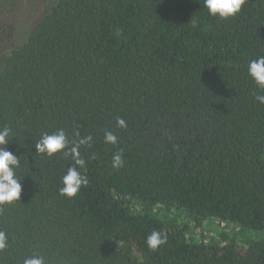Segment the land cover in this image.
<instances>
[{"label": "trees", "instance_id": "1", "mask_svg": "<svg viewBox=\"0 0 264 264\" xmlns=\"http://www.w3.org/2000/svg\"><path fill=\"white\" fill-rule=\"evenodd\" d=\"M261 56L264 0L228 20L203 0H57L0 64L22 184L0 206V264H264V93L247 72ZM58 129L93 137L72 199L59 191L70 158L36 155ZM208 220L238 231L207 239ZM153 230L167 234L155 252Z\"/></svg>", "mask_w": 264, "mask_h": 264}, {"label": "clouds", "instance_id": "2", "mask_svg": "<svg viewBox=\"0 0 264 264\" xmlns=\"http://www.w3.org/2000/svg\"><path fill=\"white\" fill-rule=\"evenodd\" d=\"M247 0H203V7L212 17L221 20H228L238 15ZM247 72L252 79L259 93H264V56L252 59ZM254 100L264 105V94L254 93ZM116 125L120 129L126 128V122L117 118ZM77 139H69L63 129H58L52 134L43 133L35 144L36 155H46L51 158L61 153L64 157L70 158L72 164L68 167L66 174L62 177L63 187L60 188V195L69 199L76 197L82 187L89 183L86 175L80 170H86V160L82 158L81 147L91 148L93 137L91 135L80 137L75 133ZM13 139L12 130L5 125L0 128V206L12 205L18 202L22 193L21 179L16 175V169L20 167V157L14 155L7 149V145ZM106 144L116 145L118 137L111 131L104 134ZM124 166L122 149L118 150L112 157V167L120 169ZM150 251H157L167 243V234L163 231L153 230L145 240ZM8 247V235L0 230V251ZM23 264H45L43 256L33 254L24 259Z\"/></svg>", "mask_w": 264, "mask_h": 264}, {"label": "rangeland", "instance_id": "3", "mask_svg": "<svg viewBox=\"0 0 264 264\" xmlns=\"http://www.w3.org/2000/svg\"><path fill=\"white\" fill-rule=\"evenodd\" d=\"M57 0H0V64L14 49L21 47L32 29L56 4ZM203 231L207 239L219 237L222 231L233 233L238 229L219 225L218 221L208 220ZM198 233L197 241L202 239ZM250 236L260 237L254 233Z\"/></svg>", "mask_w": 264, "mask_h": 264}]
</instances>
